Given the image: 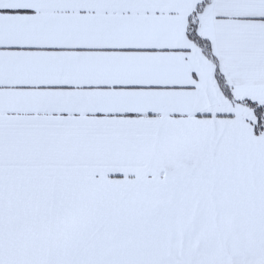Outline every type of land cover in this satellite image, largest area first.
Masks as SVG:
<instances>
[{
  "label": "snow or ice",
  "instance_id": "obj_1",
  "mask_svg": "<svg viewBox=\"0 0 264 264\" xmlns=\"http://www.w3.org/2000/svg\"><path fill=\"white\" fill-rule=\"evenodd\" d=\"M0 264H264V0H0Z\"/></svg>",
  "mask_w": 264,
  "mask_h": 264
}]
</instances>
